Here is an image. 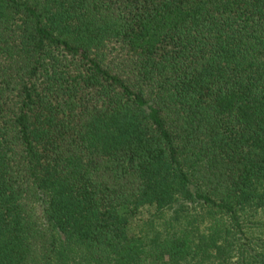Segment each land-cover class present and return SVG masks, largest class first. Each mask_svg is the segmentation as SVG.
<instances>
[{
	"label": "trees",
	"instance_id": "obj_1",
	"mask_svg": "<svg viewBox=\"0 0 264 264\" xmlns=\"http://www.w3.org/2000/svg\"><path fill=\"white\" fill-rule=\"evenodd\" d=\"M0 264H264V0H0Z\"/></svg>",
	"mask_w": 264,
	"mask_h": 264
}]
</instances>
